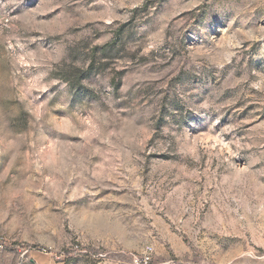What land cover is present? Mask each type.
Segmentation results:
<instances>
[{"label":"rangeland","instance_id":"rangeland-1","mask_svg":"<svg viewBox=\"0 0 264 264\" xmlns=\"http://www.w3.org/2000/svg\"><path fill=\"white\" fill-rule=\"evenodd\" d=\"M0 264H264V0H0Z\"/></svg>","mask_w":264,"mask_h":264},{"label":"built area","instance_id":"built-area-1","mask_svg":"<svg viewBox=\"0 0 264 264\" xmlns=\"http://www.w3.org/2000/svg\"><path fill=\"white\" fill-rule=\"evenodd\" d=\"M150 257L149 256H147V259H149Z\"/></svg>","mask_w":264,"mask_h":264}]
</instances>
